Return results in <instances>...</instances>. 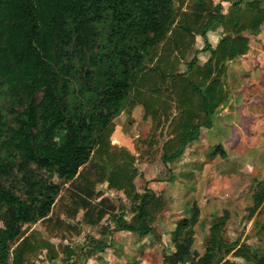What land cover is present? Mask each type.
I'll return each instance as SVG.
<instances>
[{
  "label": "trees",
  "instance_id": "trees-1",
  "mask_svg": "<svg viewBox=\"0 0 264 264\" xmlns=\"http://www.w3.org/2000/svg\"><path fill=\"white\" fill-rule=\"evenodd\" d=\"M242 1L232 0L224 13L222 4L213 0H191L186 8V0H0V97L6 90L18 100L29 99L15 127L7 124L0 108V143L5 151L0 156V264H7L10 245L25 235L26 226L49 219L62 191L54 177L63 184L70 182L67 189H76L74 200L91 215L92 200L100 195L94 191L96 183L107 181L109 189L137 203L127 222L123 214H116L118 207L103 198L97 219H89V225L110 214L119 231L138 238L160 236L154 225L166 207L164 197L147 187L142 194L137 192L131 157L110 151L106 141L113 128L108 127L122 112L131 115L136 104H141L145 117L165 138L160 159L168 163L181 158L201 131L212 127L215 112L228 100L224 82L228 63L247 55L251 37L264 29L261 2L242 5ZM108 11L115 16L119 11L120 22L111 25L120 37L119 55H127L122 50L127 43L131 58L141 62L150 54L148 62L153 67L141 68L139 63L132 72L134 68L119 58L108 74L95 114L85 112L83 106L73 110L62 74L70 75L74 61L84 59L87 47H80L90 43L94 23L101 22ZM214 25L223 29L215 47L207 39ZM197 36L204 39V50L211 52L203 65L196 57L185 63ZM95 123L102 127L98 136ZM62 134L60 143L55 141ZM218 150L223 152L220 146ZM94 157L109 172H91L88 164ZM79 178L84 186L75 183ZM263 200L264 194H259L258 203ZM199 217L194 205L191 216L179 221L174 231L175 252L165 255L162 264H237L230 257L264 264V256L226 237L227 211L212 223L204 254L194 251L192 235ZM66 251L69 258L72 251ZM40 252L45 257L37 263L32 258ZM59 257L51 242L26 238L16 249L13 264H52Z\"/></svg>",
  "mask_w": 264,
  "mask_h": 264
},
{
  "label": "rangeland",
  "instance_id": "rangeland-1",
  "mask_svg": "<svg viewBox=\"0 0 264 264\" xmlns=\"http://www.w3.org/2000/svg\"><path fill=\"white\" fill-rule=\"evenodd\" d=\"M213 1L215 4H222L224 13L228 11L232 3V0ZM262 1L264 3V0ZM191 5V0H186L184 8ZM118 17H120L119 11L118 16H115L114 12L108 11V13L103 14L101 22L97 20L94 23L95 35L90 37L91 41L88 45L80 47V49L87 47L83 51L84 59L79 63L74 61L70 75L62 74L66 83L68 82L66 84V94L73 110H76L77 106H83L82 109L86 110L85 112L95 114L101 96L100 93L108 80V74L111 70H114V62L119 61V58H123L131 69L134 68L132 72L138 69L137 65L139 63L141 68L153 67V64L148 62L150 54H145L141 62L136 57L135 59L131 58L132 55H130L131 52L128 53L127 43L122 47V50L127 51V55H119L121 50L117 47V42L120 37L111 28V25H117L120 22ZM222 32L223 29L220 25H214L209 30L207 36L211 46L216 45ZM251 43L252 45L255 44L254 41ZM257 43L258 46H262L264 38ZM258 46L257 48H259ZM204 47L203 38L197 36L195 45L187 55L185 63L196 57L199 65L205 64L209 60L211 52L205 51ZM257 48L254 50V56L259 54V57H263L264 51L261 52ZM250 51L247 55L250 54ZM115 54L117 55L115 56ZM241 59L238 58L233 63H228L226 76L224 77V82L229 91L226 104L230 106L229 111L234 110L237 112L236 119L234 120L229 116L228 124L216 123L209 137L210 147L221 146L223 152L218 150L213 156L215 149L208 148L205 144L197 145L199 147L195 149L196 154L188 155L189 148H187L184 155L177 161L164 163L160 159V154L165 138L161 134V129L156 130L154 128L151 118L145 117V109L141 104H136L131 115L122 112L111 121L108 127L109 129L113 128V132L106 144L110 151L122 153L125 157H131V165L136 170L134 184L137 192L141 194L149 184L145 183L146 180L155 178L158 180L157 183L163 184H154L153 187L162 189L167 186L166 183H174L175 177L177 178L178 173L182 171L189 177L192 176L191 182L188 181L186 184V192H191L193 190L192 182L197 179L198 174H203L201 164L206 163L211 158H217L216 162L211 161L214 172L210 177L207 176L209 179L206 180L205 178L202 181V189L198 193L191 195V192V197L184 196L185 199H183L179 195L180 191L177 192L171 188L170 190L173 191H170V193H167L166 189H163L162 192H155L161 194L166 202V207L154 225L160 229L158 238L154 233L141 238L116 237L115 232L112 233L115 226L110 214H106L99 223L89 225V219H97V211L101 208L100 201L103 198H109L118 207L116 214H123L127 222L134 215L137 203L127 199L123 193L109 189L107 181L103 184L96 183L94 191L100 195L92 200L93 212L91 215L74 200L72 193L76 189L74 187H71L73 191L67 189L70 188V182L63 184V181L54 177L53 181L62 185V191L56 199L55 207L49 219L38 221L24 228L25 235L10 245L11 250L7 257V264H13L16 249L26 238H32L34 241H49L54 244L60 252V257L53 264H65L67 262L64 260L67 258L66 248H72L73 251L72 260L69 264H115L116 261L113 257L116 253L120 254L119 257L121 258L125 256L121 264H139V262L144 261L146 264H162L165 255L172 254L175 251L177 241L174 237V231L179 221L183 217L191 216L189 208L192 209L194 205L199 208L200 217L192 235L193 250L201 256L204 254L210 237L212 222L220 218L226 210H229L231 215V221L228 223L226 230V237L230 241L238 239L241 242L247 232L252 234L251 228L254 224L249 226L248 223L244 222L247 219L249 221L253 219L249 217L250 208H254L252 193L248 196H241L236 193V190L237 183L241 181L242 176L243 179L247 180L259 177L263 181L258 188L260 194H264V60L261 63L249 61L248 64L240 66L237 62ZM64 61L67 62V59ZM185 63H183L182 68L186 67ZM38 97L40 99L41 95H38ZM130 99H132V96ZM28 101L27 97L18 100L6 90L2 91L0 108L5 115L7 124L13 127L16 126L15 120L22 110L27 107ZM231 107H233V110ZM94 127L97 133L96 136H98L102 127L98 126L97 123L94 124ZM62 136L63 134L56 137L55 141L60 143ZM196 141L192 142L191 145L198 144ZM103 143L105 144V141ZM225 147H228L229 150L223 149ZM4 154L5 151L2 150L0 143V156H5ZM225 155L228 157L224 158ZM234 157L246 158L249 161L252 159L256 162V165H238L234 164L232 160H227ZM183 158L185 160L188 158V161L174 169V164L180 162ZM103 159L107 160L106 157H103ZM220 159H226L228 162ZM229 162L231 163L228 165ZM225 163H227L229 170H235V173L221 174V165ZM88 168L91 172L98 169L109 172V168L97 157H94L93 161L88 164ZM236 169L246 170L247 172L241 176ZM76 182L77 184L81 183V186L85 185L82 178H79ZM252 185L255 187V181ZM241 204L246 207L239 208ZM260 207V209H256H259L260 215L257 217L259 224H256L255 227L256 229H262L261 232L264 233L262 228L264 226V205ZM74 209H77V214L73 213ZM102 230L108 231L109 234L106 238L99 239ZM130 234L137 236L135 233ZM182 236L181 241L184 240L185 235ZM260 250L258 252L264 254V247ZM39 254L34 256L32 260L39 263L45 257V254H41L40 258L37 259Z\"/></svg>",
  "mask_w": 264,
  "mask_h": 264
},
{
  "label": "crops",
  "instance_id": "crops-1",
  "mask_svg": "<svg viewBox=\"0 0 264 264\" xmlns=\"http://www.w3.org/2000/svg\"><path fill=\"white\" fill-rule=\"evenodd\" d=\"M252 1H255V0H251V1H245V0H243L242 1V5H246V4H248L249 2H252ZM257 1H260L261 2V7H264V3H263V1L262 0H257ZM227 12V11H226ZM221 37H222V35H221ZM221 37L218 39V41L216 42V45H217V43L219 42V40L221 39ZM262 38H264V29L257 35V36H253V37H251V41H250V46H251V51H250V54L249 55H245V56H241V57H239V58H242L241 60H239L238 62H237V64L238 65H240V66H242V64L244 65H246V64H248L249 63V61H253V62H256V63H261L263 60H264V56L263 57H259L260 55L259 54H257V56H254V50L257 48V42L258 41H260V39L262 40ZM207 39H208V36H207ZM204 40V39H203ZM252 41H254L255 42V44L254 45H252ZM205 42V41H204ZM208 43L211 45V43L209 42V39H208ZM215 45V46H216ZM214 46V47H215ZM259 48H257V49H259V51H261V52H263L264 51V43H262V46H258ZM263 50V51H262ZM254 56V57H253ZM238 59V58H237ZM236 59V60H237ZM235 61V60H234ZM230 63V62H229ZM231 63H233V61L231 62ZM230 108V106H228V104H223L222 106H220L218 109H217V111L215 112V115H214V117H213V125H212V127L210 128V129H203L202 131H201V135H200V137L197 139L198 141H196L198 144H196V145H188L187 146V148H189L188 149V151H189V153H188V155L190 154V156L191 155H194V154H196V147H199V146H197V145H204L205 144V146L206 147H208V148H213V149H215L213 152H214V154H213V156L216 154V151H217V148L219 147H216V146H211L210 147V145H211V142H210V133L212 132V128L215 126V124L216 123H222L223 125H226V124H228L229 122H228V118H230L229 116H231L234 120L236 119V114H237V112L236 111H234L232 108L233 107H231V109L233 110V111H229L228 109ZM228 126V125H227ZM227 128V127H226ZM195 142V143H196ZM221 147V146H220ZM186 148V149H187ZM223 149H225V150H229V148L228 147H225V148H223ZM201 150H202V148H201ZM198 152V151H197ZM184 155V154H183ZM228 156H224V158H227ZM180 159V158H179ZM212 160H214L215 162L217 161V158H211L210 160H208L206 163H203V164H201L202 166H200V167H202V169H203V174L201 173V175L200 174H198L197 175V179H195L193 182H192V184H193V190L191 191L192 192V194H191V192H189V191H187L186 192V184H187V182L188 181H190V180H192V176H190L189 177V175H187L186 173H184L183 171L182 172H179L178 173V175H177V178L175 177V181H174V183H166V187L165 188H162V189H160V188H155V187H153V185L154 184H159V185H162L163 183H157L158 182V180H156L155 178H150V180H146L145 181V183H149L148 184V186H146L147 188H149L150 190H152V191H154V192H156V191H159V192H162V190L163 189H166L167 190V193H170V191H173V190H176L177 192L178 191H180V193H179V195H181V197L183 198V199H185L184 198V196L185 197H191L190 196V194L191 195H194V194H196V193H198L201 189H202V181L203 180H205V178H206V180L207 179H209V177L211 176V174L214 172V169L212 168V166H211V164H212ZM220 160H222V161H226V162H228L227 160H232L233 161V163L234 164H238V165H247V166H255L256 165V162L254 161V160H252L251 159V161H249L248 159H246V158H238V157H234V158H229V159H225V160H223V159H220ZM177 161V160H176ZM188 161V158H186V160L183 158L180 162H178V163H175L174 165H175V167H174V169L176 168H178V165H183V163H186ZM231 162H229L228 163V165L230 164ZM254 168V167H253ZM237 171H238V174L239 175H241L242 176V174L243 173H245V172H247L246 170H240V169H236ZM218 171V170H217ZM216 171V172H217ZM220 171H221V174H223V175H225L226 173H230V172H232V173H235V170H229V168L227 167V163H225L224 165H221V169H220ZM203 175V176H202ZM207 176H209L208 178H207ZM245 178V177H244ZM256 179V180H255ZM253 180V182L255 181V187H253V185H252V183L253 182H251ZM250 179V180H247V179H243V176H242V178H241V181L239 182V183H237L238 185H237V190H236V193H238L239 195H245V196H248V195H250L251 193H252V196H253V209L252 208H250V212H249V217L252 219L251 221H249V219H247V221H244L246 224L248 223L249 224V226H251L252 224H254L253 226H252V228H251V230H252V234L251 233H249V232H247L245 235H244V237L242 238V240H241V242L238 240V239H236V240H234V239H232L231 241L232 242H238V244H239V246L240 245H242V244H245L246 246V248L247 249H249V250H251L252 252H253V254L254 255H257L258 257H263L264 256V254H260L259 252H258V250H260V248H262V247H264V233L263 232H261L262 231V229H256V227L255 226H257L256 224H259V222L257 221V217L260 215V211H259V209L261 208L260 206L261 205H264V200L259 204L258 203V196H259V194H260V190H259V186H261V182L263 181L262 179H260L259 177H257V178H254V179ZM154 181V182H153ZM191 182V181H190ZM170 188L171 189H173V190H170ZM146 189V188H145ZM207 189V188H206ZM145 191V190H144ZM187 193V194H186ZM246 206L244 205V204H241V205H239V208H245ZM260 207V208H259ZM257 208H259L258 210H256ZM189 210H190V212H191V208H189ZM227 211V210H226ZM225 212V211H224ZM228 213H229V215H230V211L228 210L227 211ZM224 214V213H223ZM223 216V215H222ZM221 216V217H222ZM255 217V218H254ZM125 218V217H124ZM242 219V218H241ZM243 220V219H242ZM230 221H231V215H230ZM229 221V222H230ZM213 223V222H212ZM240 224V223H239ZM245 225V224H244ZM114 230L112 231V233H114L115 232V236L117 237V236H119V238L120 237H127V236H131V237H136V236H134L133 234H130V233H128V232H123V231H119V229H118V227H117V225H116V223H115V221H114ZM90 227V226H89ZM263 228V230H264V226L262 227ZM111 229V228H110ZM111 233V234H112ZM107 234H109L108 233V231H104V230H102L101 232H100V236H99V239L101 238V239H104V238H106V236H107ZM233 235V234H232ZM253 235V236H252ZM110 236V235H109ZM115 237V238H116ZM138 238V237H137ZM139 238H141V237H139ZM72 249V248H71ZM70 249V250H71ZM72 251V250H71ZM261 251V250H260ZM73 252V251H72ZM175 252V251H174ZM174 252H172V254L174 253ZM119 255L120 254H118V253H116L115 255H114V260L116 261L115 262V264H121L122 262H123V260H124V257L125 256H123L122 258L121 257H119ZM122 255V254H121ZM169 255H171V254H169ZM232 262H235V263H237V264H248V263H246L243 259H241V258H229ZM65 261H67L65 264H69L70 262H71V260H72V253H71V256L69 257V258H65L64 259ZM55 262V261H54ZM53 262V263H54ZM52 263V264H53ZM144 263L146 264V262L144 261Z\"/></svg>",
  "mask_w": 264,
  "mask_h": 264
}]
</instances>
